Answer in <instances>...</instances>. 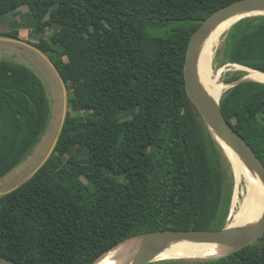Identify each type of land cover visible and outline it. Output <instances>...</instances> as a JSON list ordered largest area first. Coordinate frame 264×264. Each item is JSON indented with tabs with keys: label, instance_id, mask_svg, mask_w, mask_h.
<instances>
[{
	"label": "trees",
	"instance_id": "trees-1",
	"mask_svg": "<svg viewBox=\"0 0 264 264\" xmlns=\"http://www.w3.org/2000/svg\"><path fill=\"white\" fill-rule=\"evenodd\" d=\"M235 1L0 0V17L27 11L38 39L28 44L56 68L69 100L81 103L79 114L66 113L44 165L0 196L1 257L93 264L140 234L224 228L231 189L223 149L187 97L183 67L192 34ZM225 47L227 63L264 73V15L236 22ZM220 110L264 164V84L227 90ZM50 113L34 72L0 60V179L31 155ZM199 264H264V234Z\"/></svg>",
	"mask_w": 264,
	"mask_h": 264
},
{
	"label": "water",
	"instance_id": "water-1",
	"mask_svg": "<svg viewBox=\"0 0 264 264\" xmlns=\"http://www.w3.org/2000/svg\"><path fill=\"white\" fill-rule=\"evenodd\" d=\"M248 13L252 14L246 17L264 15V0H238L215 11L205 19V21L192 34L188 43L183 67L184 85L188 99L194 106L197 114L202 119L203 123L207 127L214 140L223 149L224 153L226 154L223 146L230 149V151H232L234 154L244 160L249 166H251L260 175L262 181L264 182V164L258 158L251 146L246 142V140L238 132H236L224 118L220 110V100H218V102L216 103L214 100L208 98L204 94L197 74V57L200 43L203 37L207 35L219 23L231 17L244 16V14ZM246 17H242L241 19ZM0 40L11 39L0 37ZM27 45L32 49L38 51L32 45ZM38 53L43 55L39 51ZM43 56L46 57L45 55ZM50 64L54 71L57 73L64 87V93L66 97L65 103L67 104V90L65 84L56 68L51 62ZM244 68L250 71H256L247 67ZM256 72L264 74L260 71ZM245 82L250 81L246 80L245 76H242L238 80L230 81L226 84L229 85L230 88H233ZM66 113L67 111L65 105L62 123L58 131L57 137L54 140V143L52 144L51 149L49 150L44 160L28 179H30L36 174V172L44 165V163L49 159V157L53 153L65 121ZM27 180H25L24 182H26ZM15 189L16 188L2 195L8 194L14 191ZM263 234L264 215L255 223L248 225L244 228H233L230 226H226L220 230H161L133 236L129 239L120 242L116 246L128 240H136L138 242L136 251L131 257L130 261L124 264H152L154 261H156L159 253L170 245L200 242L226 244L230 246V250H228V252L224 256H229L245 247L252 245ZM115 247L102 254L98 259L95 260L93 264H97L105 254L111 252ZM0 264L18 263L0 256Z\"/></svg>",
	"mask_w": 264,
	"mask_h": 264
},
{
	"label": "rangeland",
	"instance_id": "rangeland-1",
	"mask_svg": "<svg viewBox=\"0 0 264 264\" xmlns=\"http://www.w3.org/2000/svg\"><path fill=\"white\" fill-rule=\"evenodd\" d=\"M32 29L33 26L31 17L28 15V13H25V9L23 8L0 17V33L10 32L13 30H17L19 32V40L17 41L12 39L0 40V60L23 65L32 70L34 74L41 80L45 88L46 95L49 99L51 109L50 119L40 143L33 149L31 155L28 156V158L20 166L0 179V195L11 191L14 188L18 189L21 184L25 183L24 181L32 175V173L44 160L57 137L62 123L65 105L67 112H70L71 114L80 113L81 103L79 101H70L68 98V93L67 104L65 103L66 97L64 93V87L57 73L54 71L50 62L48 61V58L44 57L38 53V51L27 45L28 42L33 43L34 41L36 42L38 40L34 36ZM230 29L223 35L215 52L213 61L210 60L209 62H212L210 66L212 79L214 78L218 83L222 84H226L227 80L235 74L242 73V76L245 75L243 71L233 67L234 64H230L225 61V42ZM50 34L51 32L48 31L45 37H48ZM152 34L155 36H164L165 31L155 30L152 32ZM229 89L231 88L228 87L225 92ZM226 155L227 154L224 153V158H222V167L227 175L224 187L226 190L231 189V203L229 207V214L222 227H226L231 223V216L237 211L238 205L235 207V209H233L231 205L236 190L237 193H239V201L242 200L241 193L243 191L242 188L235 187L234 177L230 166L231 162L229 157ZM207 261L210 260L194 261L185 259H169L157 260L152 264H199Z\"/></svg>",
	"mask_w": 264,
	"mask_h": 264
},
{
	"label": "bare ground",
	"instance_id": "bare-ground-1",
	"mask_svg": "<svg viewBox=\"0 0 264 264\" xmlns=\"http://www.w3.org/2000/svg\"><path fill=\"white\" fill-rule=\"evenodd\" d=\"M231 17L216 25L207 35L203 37L200 43L197 57V74L200 80L204 94L214 100L216 103L221 99L225 90L229 87L227 84L218 83L212 79L209 63L213 61L215 52L220 44L223 35L242 17ZM226 66V65H224ZM229 66V65H228ZM233 67L245 73V79L250 82L264 84V74L250 71L239 65ZM221 69V68H220ZM229 70V69H228ZM226 156L230 159V166L234 177L235 187L242 188V200H238L237 190L232 200V208L237 207V211L232 214L231 223L228 225L233 228H244L258 221L264 215V182L260 175L249 166L244 160L234 154L230 149L223 146ZM138 242L128 240L116 246L111 252L105 254L97 264H124L129 262L136 251ZM230 250L226 244L216 243H182L170 245L162 250L157 260L185 259V260H212L224 255ZM191 262V261H190Z\"/></svg>",
	"mask_w": 264,
	"mask_h": 264
},
{
	"label": "crops",
	"instance_id": "crops-1",
	"mask_svg": "<svg viewBox=\"0 0 264 264\" xmlns=\"http://www.w3.org/2000/svg\"><path fill=\"white\" fill-rule=\"evenodd\" d=\"M25 13H27V11L25 10ZM20 40H21V38H20Z\"/></svg>",
	"mask_w": 264,
	"mask_h": 264
}]
</instances>
